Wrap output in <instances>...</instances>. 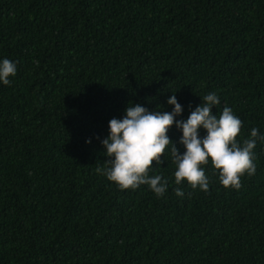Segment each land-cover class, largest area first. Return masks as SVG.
Segmentation results:
<instances>
[{"label":"trees","instance_id":"16d2710c","mask_svg":"<svg viewBox=\"0 0 264 264\" xmlns=\"http://www.w3.org/2000/svg\"><path fill=\"white\" fill-rule=\"evenodd\" d=\"M0 264H264V141L255 174L208 192L121 191L102 141L129 104L178 120L215 92L264 136V0H0ZM202 138L206 133L199 130ZM168 136L183 154L181 132ZM179 187L184 195L177 197Z\"/></svg>","mask_w":264,"mask_h":264},{"label":"clouds","instance_id":"9594fccd","mask_svg":"<svg viewBox=\"0 0 264 264\" xmlns=\"http://www.w3.org/2000/svg\"><path fill=\"white\" fill-rule=\"evenodd\" d=\"M17 74L15 62L5 58L0 61V83L10 84V77ZM220 103L215 92L203 97V102L191 111L186 120H178L183 108L173 94L167 101L172 107L169 112H149L139 104L125 109L122 119L113 118L108 123L109 135L102 141L108 158L107 168H97V172L115 184L121 191L136 190L147 185L158 198L167 191L168 180L161 174L149 175L153 164H160L169 145L172 163L176 166L174 182H186L193 189L208 192L209 179L205 166L211 165L218 173L219 183L225 188L239 189L241 177L255 174V153L257 141H264L259 130L252 128L242 144L238 141L242 120L233 111L224 107L217 117L213 109ZM181 132L179 144L183 154L168 136L172 126ZM206 133L202 138L199 130ZM177 197L184 195L177 187Z\"/></svg>","mask_w":264,"mask_h":264}]
</instances>
